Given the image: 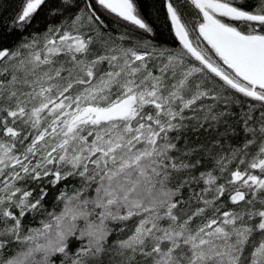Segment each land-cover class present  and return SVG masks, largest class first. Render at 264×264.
<instances>
[{
	"label": "snow or ice",
	"instance_id": "snow-or-ice-1",
	"mask_svg": "<svg viewBox=\"0 0 264 264\" xmlns=\"http://www.w3.org/2000/svg\"><path fill=\"white\" fill-rule=\"evenodd\" d=\"M161 7L177 47L143 0H19L0 264H264V0Z\"/></svg>",
	"mask_w": 264,
	"mask_h": 264
},
{
	"label": "trees",
	"instance_id": "trees-1",
	"mask_svg": "<svg viewBox=\"0 0 264 264\" xmlns=\"http://www.w3.org/2000/svg\"><path fill=\"white\" fill-rule=\"evenodd\" d=\"M18 2L19 0H0V37L5 38L9 44L15 43L19 35V33H12L11 36L7 35L11 18L15 15ZM143 11L145 17L153 25L157 33V42L164 43L169 47H177L178 43L170 32L168 21L165 18V11L161 7V0H143ZM42 16L43 13L37 18L41 20V23L29 29L30 32L37 28L42 29ZM205 45L206 43L202 41V46ZM33 226L37 225L34 224Z\"/></svg>",
	"mask_w": 264,
	"mask_h": 264
},
{
	"label": "water",
	"instance_id": "water-1",
	"mask_svg": "<svg viewBox=\"0 0 264 264\" xmlns=\"http://www.w3.org/2000/svg\"><path fill=\"white\" fill-rule=\"evenodd\" d=\"M165 11V10H164ZM168 21V20H167ZM168 24L170 25V22L168 21ZM173 34V33H172ZM173 36H174V34H173ZM178 43V42H177ZM206 43V42H205Z\"/></svg>",
	"mask_w": 264,
	"mask_h": 264
}]
</instances>
